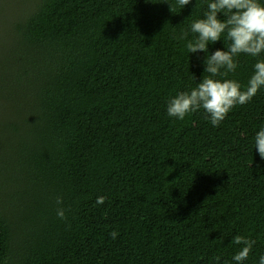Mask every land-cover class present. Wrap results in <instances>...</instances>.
Listing matches in <instances>:
<instances>
[{
    "label": "trees",
    "instance_id": "obj_1",
    "mask_svg": "<svg viewBox=\"0 0 264 264\" xmlns=\"http://www.w3.org/2000/svg\"><path fill=\"white\" fill-rule=\"evenodd\" d=\"M162 2L0 0V264H236V235L259 264L264 88L218 127L169 117L229 41L188 53L209 0Z\"/></svg>",
    "mask_w": 264,
    "mask_h": 264
},
{
    "label": "clouds",
    "instance_id": "obj_2",
    "mask_svg": "<svg viewBox=\"0 0 264 264\" xmlns=\"http://www.w3.org/2000/svg\"><path fill=\"white\" fill-rule=\"evenodd\" d=\"M191 3L192 0H176V5L167 4L170 12L175 14L177 6L184 9ZM190 31L193 39L188 40V31L178 37L187 40L186 49L190 54L209 53V45L221 41L222 37L229 43L226 50L217 49L206 56L203 78L196 87L178 92L168 100L167 115L182 121L202 109L210 123L218 127L233 108L248 104L264 88V59H258L264 56V3L261 0H209L203 18L193 21ZM241 55L257 58L246 86L228 78L230 73L237 71ZM254 140L255 148L264 159V128L256 133ZM105 200V197H98L96 204L102 205ZM56 203L62 205V197H57ZM57 216L66 220L65 209L58 207ZM109 235L116 239L118 232L112 231ZM232 244L241 246L233 255V261L244 264L255 241L236 235ZM215 259L220 261L219 256ZM259 264H264V255L260 256Z\"/></svg>",
    "mask_w": 264,
    "mask_h": 264
}]
</instances>
